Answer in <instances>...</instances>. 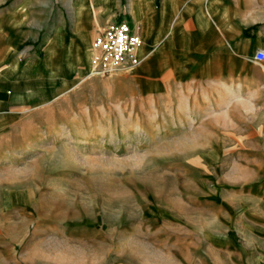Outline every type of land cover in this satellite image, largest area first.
Returning a JSON list of instances; mask_svg holds the SVG:
<instances>
[{"label": "rangeland", "instance_id": "rangeland-1", "mask_svg": "<svg viewBox=\"0 0 264 264\" xmlns=\"http://www.w3.org/2000/svg\"><path fill=\"white\" fill-rule=\"evenodd\" d=\"M127 1L101 0L102 15L126 20ZM84 36L87 74L43 83V102L0 123V264L264 263V62L232 57L247 72L225 83L156 82L141 64L95 75ZM87 115L86 139H68Z\"/></svg>", "mask_w": 264, "mask_h": 264}, {"label": "crops", "instance_id": "crops-1", "mask_svg": "<svg viewBox=\"0 0 264 264\" xmlns=\"http://www.w3.org/2000/svg\"><path fill=\"white\" fill-rule=\"evenodd\" d=\"M97 3L93 12L69 0L68 18L54 16L50 0H0V123L10 107L42 101L43 83L56 89L87 74L91 50L78 36L93 40L113 21ZM127 9L144 43L139 67L156 82L170 71L181 83H225L232 72H247L232 68V57L255 63V53L264 51V0H128ZM128 18L122 22L131 26ZM248 78L250 91L263 86L262 75Z\"/></svg>", "mask_w": 264, "mask_h": 264}, {"label": "built area", "instance_id": "built-area-1", "mask_svg": "<svg viewBox=\"0 0 264 264\" xmlns=\"http://www.w3.org/2000/svg\"><path fill=\"white\" fill-rule=\"evenodd\" d=\"M142 39L129 24L111 23L100 29L91 43L94 51L93 70L104 75L131 70L142 63L138 48ZM253 61L264 62V51H257Z\"/></svg>", "mask_w": 264, "mask_h": 264}, {"label": "bare ground", "instance_id": "bare-ground-1", "mask_svg": "<svg viewBox=\"0 0 264 264\" xmlns=\"http://www.w3.org/2000/svg\"><path fill=\"white\" fill-rule=\"evenodd\" d=\"M141 47H142V43H141V45L139 47L138 54H139V52H141L140 51L141 50ZM92 72L95 75H100V74L95 73L94 70ZM87 116H88V119L91 120V121L87 120L84 123H80L79 125H74V126H72V122H71L72 129H71V127L69 128V132L71 133V136L68 137V139H74L76 142H80L81 138L86 139L85 138L87 136L86 133L92 127V123H93L92 122V119L90 118V115H87ZM107 124H108L107 126L110 127V124L111 123H107ZM117 127L118 126H115V128H117ZM99 129L101 130L102 128L100 127ZM113 130H115V129H113ZM108 131H110V132H108ZM107 133H110V135H112L113 137H115V133H113L112 129H109V130L107 129ZM122 134L124 135L125 132L122 131ZM127 134H128V130H127Z\"/></svg>", "mask_w": 264, "mask_h": 264}]
</instances>
